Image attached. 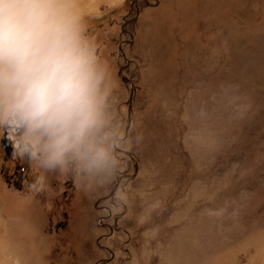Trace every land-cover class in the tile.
Instances as JSON below:
<instances>
[{
	"label": "rangeland",
	"instance_id": "rangeland-1",
	"mask_svg": "<svg viewBox=\"0 0 264 264\" xmlns=\"http://www.w3.org/2000/svg\"><path fill=\"white\" fill-rule=\"evenodd\" d=\"M107 2L88 35L142 143L37 195L0 138V264H264V0Z\"/></svg>",
	"mask_w": 264,
	"mask_h": 264
},
{
	"label": "clouds",
	"instance_id": "clouds-1",
	"mask_svg": "<svg viewBox=\"0 0 264 264\" xmlns=\"http://www.w3.org/2000/svg\"><path fill=\"white\" fill-rule=\"evenodd\" d=\"M89 15L86 0H0V138L38 170L28 185L37 195L48 173L69 167L78 178L126 170L143 140L88 35Z\"/></svg>",
	"mask_w": 264,
	"mask_h": 264
},
{
	"label": "flooded vegetation",
	"instance_id": "flooded-vegetation-1",
	"mask_svg": "<svg viewBox=\"0 0 264 264\" xmlns=\"http://www.w3.org/2000/svg\"><path fill=\"white\" fill-rule=\"evenodd\" d=\"M2 145H3V148H4L5 155L7 157L10 156L11 152H13V148H12L11 141L7 138V136H5V138L2 140ZM19 171H20L19 173L21 175H23V176L30 172V179H24L23 181L16 182V185L19 186L20 188H23L24 187L23 185H25L26 182H30L32 180H33L32 182H34V177L32 175L39 174L38 170L35 169V167H33V169H31V165L27 161H26L25 164L24 163L20 164ZM32 171H34V174L32 173Z\"/></svg>",
	"mask_w": 264,
	"mask_h": 264
}]
</instances>
